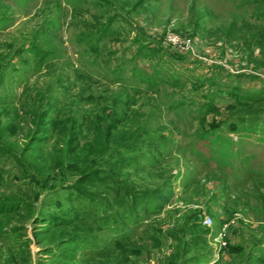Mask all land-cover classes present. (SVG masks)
Here are the masks:
<instances>
[{"label":"rangeland","instance_id":"374dc122","mask_svg":"<svg viewBox=\"0 0 264 264\" xmlns=\"http://www.w3.org/2000/svg\"><path fill=\"white\" fill-rule=\"evenodd\" d=\"M0 264H264V0H0Z\"/></svg>","mask_w":264,"mask_h":264},{"label":"built area","instance_id":"2783aa9c","mask_svg":"<svg viewBox=\"0 0 264 264\" xmlns=\"http://www.w3.org/2000/svg\"><path fill=\"white\" fill-rule=\"evenodd\" d=\"M210 221H211L210 218H205V220H204V222L207 224H209ZM222 235H223V233H220V238H222Z\"/></svg>","mask_w":264,"mask_h":264},{"label":"trees","instance_id":"16d2710c","mask_svg":"<svg viewBox=\"0 0 264 264\" xmlns=\"http://www.w3.org/2000/svg\"><path fill=\"white\" fill-rule=\"evenodd\" d=\"M158 243H156V245H157ZM230 252H234L235 250L233 249V248H231L230 247V250H229Z\"/></svg>","mask_w":264,"mask_h":264}]
</instances>
